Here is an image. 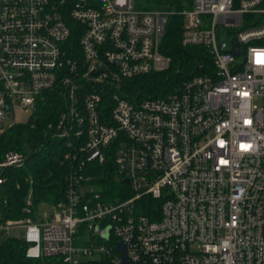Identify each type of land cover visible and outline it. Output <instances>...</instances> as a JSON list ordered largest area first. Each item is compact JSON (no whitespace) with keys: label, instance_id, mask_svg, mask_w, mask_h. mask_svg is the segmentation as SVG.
<instances>
[{"label":"built area","instance_id":"1","mask_svg":"<svg viewBox=\"0 0 264 264\" xmlns=\"http://www.w3.org/2000/svg\"><path fill=\"white\" fill-rule=\"evenodd\" d=\"M138 1L0 0V138L7 118L58 92L47 133L80 160L64 199L44 204L50 216L2 223L0 199V235L22 228L27 257L63 264H264V0H191L181 44L201 46L207 71L139 99L122 82L170 67L160 43L172 12ZM107 157L123 199L101 200L85 174ZM25 160L10 150L0 172ZM145 197L159 202L150 216Z\"/></svg>","mask_w":264,"mask_h":264},{"label":"trees","instance_id":"2","mask_svg":"<svg viewBox=\"0 0 264 264\" xmlns=\"http://www.w3.org/2000/svg\"><path fill=\"white\" fill-rule=\"evenodd\" d=\"M188 1V2H187ZM183 0H139L140 10L161 9L170 11L160 51L171 58L170 67L161 72L140 75L122 82L124 94L129 97H160L172 92L177 85L193 74L206 72L209 57L201 46L181 44L182 18L179 12L188 7ZM78 33L74 31L69 43L77 44ZM69 45V44H68ZM62 96L52 92L40 100L26 122H15L6 128L0 138V160L6 152L16 150L26 156L21 167H7L0 173L4 181L0 184L1 222L20 220L36 211L39 204H56L64 199L72 158H65L68 147L58 139L49 138L47 124L56 119L62 108ZM84 169L92 183L98 185L101 200H115L127 197L128 190L113 173L110 157L105 162L86 163ZM28 198L31 211L26 212ZM159 202L145 197L139 204V213L149 215ZM33 214V213H32ZM26 243L13 236L0 235V264H63L59 257L29 258L25 255ZM85 264H103L89 260Z\"/></svg>","mask_w":264,"mask_h":264},{"label":"rangeland","instance_id":"3","mask_svg":"<svg viewBox=\"0 0 264 264\" xmlns=\"http://www.w3.org/2000/svg\"><path fill=\"white\" fill-rule=\"evenodd\" d=\"M186 1L187 0H183V3L186 2ZM190 2H191V0H189V4H190ZM189 4L187 6H189ZM154 10H161V9H154ZM30 116H31V113L29 111H24V110H22V111H16L15 112V116L14 117L11 116V117L7 118L6 122L7 123L26 122L29 119ZM49 205H51V204H49ZM44 212L47 213V215L50 216V213H51L50 207L48 205L39 204L36 211L33 209V212H32L33 214L31 213L30 216L25 217V218L20 219V220H24V219H27V218L28 219H31L33 221L41 220L42 219V213H44ZM9 232H10V235H12L13 229H10ZM16 232L19 233V234H22L23 233V229L22 228H19V229L16 230ZM19 234H16V237L17 238H19L18 237Z\"/></svg>","mask_w":264,"mask_h":264},{"label":"water","instance_id":"4","mask_svg":"<svg viewBox=\"0 0 264 264\" xmlns=\"http://www.w3.org/2000/svg\"><path fill=\"white\" fill-rule=\"evenodd\" d=\"M220 48L222 50H228L231 53H233L234 55L241 54L238 50H236L234 42L230 43L228 46H225V44L223 42V43H221ZM126 182H128V181L126 180ZM100 233H101L102 236L107 237V232L104 231V232H100ZM116 250L123 254V262H125L126 261V257H125L124 245L122 243L118 242L117 246H116Z\"/></svg>","mask_w":264,"mask_h":264}]
</instances>
